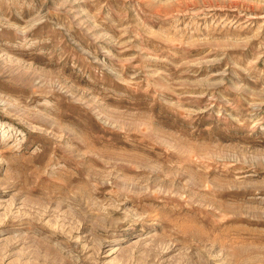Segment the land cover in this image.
Wrapping results in <instances>:
<instances>
[{
  "label": "rangeland",
  "instance_id": "374dc122",
  "mask_svg": "<svg viewBox=\"0 0 264 264\" xmlns=\"http://www.w3.org/2000/svg\"><path fill=\"white\" fill-rule=\"evenodd\" d=\"M0 264H264V0H0Z\"/></svg>",
  "mask_w": 264,
  "mask_h": 264
}]
</instances>
